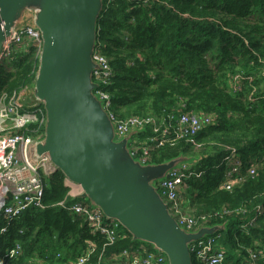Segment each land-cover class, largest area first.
<instances>
[{
  "label": "trees",
  "instance_id": "16d2710c",
  "mask_svg": "<svg viewBox=\"0 0 264 264\" xmlns=\"http://www.w3.org/2000/svg\"><path fill=\"white\" fill-rule=\"evenodd\" d=\"M101 1L95 45L112 71L105 87L110 112L119 119H166L179 113L211 117L193 137L150 151L143 166L193 159V175L182 188H189L188 206L198 224L222 228L226 263L237 264L256 252L258 264H264V0ZM20 47L8 67L0 65V97L35 80L37 46ZM150 136L145 129L129 143ZM231 156L243 165V182L220 190ZM42 181L43 209H27L9 224L0 218V229L6 227L0 256L15 244L22 249L12 264L33 256L52 263L56 254L62 262L73 260L88 243L94 251L87 264H97L137 243L126 232L108 244L83 217L59 206L70 204L60 171Z\"/></svg>",
  "mask_w": 264,
  "mask_h": 264
},
{
  "label": "water",
  "instance_id": "95a60500",
  "mask_svg": "<svg viewBox=\"0 0 264 264\" xmlns=\"http://www.w3.org/2000/svg\"><path fill=\"white\" fill-rule=\"evenodd\" d=\"M101 8V0H0V53L26 9L42 40L33 87L46 119L38 153H46L57 171L81 186L80 198L119 221L132 240L153 245L168 264H192L188 244L222 228L194 234L179 229L153 185L181 160L144 167L129 155V137L113 141L114 126L92 94L91 54Z\"/></svg>",
  "mask_w": 264,
  "mask_h": 264
},
{
  "label": "built area",
  "instance_id": "2783aa9c",
  "mask_svg": "<svg viewBox=\"0 0 264 264\" xmlns=\"http://www.w3.org/2000/svg\"><path fill=\"white\" fill-rule=\"evenodd\" d=\"M111 1L115 0H106L107 3ZM29 43L35 44L41 51L40 32L36 27H22L18 24L9 32L2 44L0 65H4L5 58L11 59L15 55L17 47ZM91 62L93 64L91 81L95 85L92 94L101 103L102 109L113 124L115 138L121 141L145 129L151 131V136L142 142L128 141V152L138 163L144 165L153 149L172 141L189 139L210 125V116L198 117L189 113L169 114L166 119L153 116H130L119 119L110 112V96L105 87L110 83L112 71L107 59L100 53L99 46H94ZM20 92L9 97L3 94L0 97V218L6 224L17 219L27 209L44 208L42 177L50 176L57 171L50 157L37 151L43 144L45 111L36 100L24 106L18 98ZM30 125H33V128H29ZM225 162L227 167L225 179L218 189L231 191L237 184L243 182V176L239 172L243 165L234 156ZM192 166V163H180L168 171L167 177L154 183L169 215L179 229L187 234L197 233L207 227L198 224L191 214L186 198H180L182 186L186 179L193 175ZM249 173L253 174V171ZM65 181L66 198L70 199V204L65 206L64 202H60L59 206L64 207L72 215L83 217L90 230L103 235L108 244L126 236V230L119 221L106 217L86 198H80L83 194L80 185L66 178ZM5 232L6 227L0 229V234ZM221 238L222 234L219 232L189 243L191 259L201 264H228L227 255L220 243ZM93 251L94 244L88 243L73 260L62 262L61 255L56 254V262L50 263L33 256L21 264H87ZM21 253V246L15 244L0 256V264H12L18 260ZM259 259V254L249 252L248 259L237 264H258ZM97 264H168V259L153 245L137 242L117 254L100 258Z\"/></svg>",
  "mask_w": 264,
  "mask_h": 264
},
{
  "label": "rangeland",
  "instance_id": "374dc122",
  "mask_svg": "<svg viewBox=\"0 0 264 264\" xmlns=\"http://www.w3.org/2000/svg\"><path fill=\"white\" fill-rule=\"evenodd\" d=\"M18 23L22 26V27H35V24H34V22H33V20H32V16H31V14H30V12L29 11H27L26 9L21 13V15H20V17H19V19H18ZM37 29V28H36ZM30 44H33V43H29V45ZM23 49H22V47H17L16 49H15V53H19V51H22ZM40 53V51L38 50V48H37V55ZM5 58V57H4ZM10 58L8 59V58H5L4 59V61H3V64L5 65V66H7L8 67V65H9V62H10ZM36 74H37V71H36ZM36 74H35V77H36ZM35 82V80L26 88V89H24V91L23 92H20L19 94H18V98H19V100H20V102L24 105V106H26V105H29V104H31L33 101H32V99H34V97H32L33 96V92H31L32 91V89H33V87H34V83ZM202 148L200 147V148H196L195 149V152L197 153V152H200V150H201ZM187 158H185V159H183V160H181L180 161V163H190L189 161L190 160H193V159H187ZM151 181H149L148 182V185L149 186H151ZM155 192V191H154ZM188 195H190V193H189V188H182L181 190H180V196L181 197H183V198H186V200L187 199H189V196ZM155 196H156V199H157V201L159 202V199H158V197H157V194H156V192H155ZM190 200V199H189ZM188 201V200H187ZM192 214V213H191Z\"/></svg>",
  "mask_w": 264,
  "mask_h": 264
},
{
  "label": "crops",
  "instance_id": "0c3cea01",
  "mask_svg": "<svg viewBox=\"0 0 264 264\" xmlns=\"http://www.w3.org/2000/svg\"><path fill=\"white\" fill-rule=\"evenodd\" d=\"M26 88H27V87H25L24 89H26ZM24 89H23V91H24ZM23 91H22V92H23ZM31 92H33V89H32ZM32 97H34V96H32ZM32 101H33V99H32ZM113 141H114V142H119V141L115 138L114 131H113ZM156 194H157V191H156ZM157 195H158V194H157ZM180 198H183V197L180 196Z\"/></svg>",
  "mask_w": 264,
  "mask_h": 264
},
{
  "label": "flooded vegetation",
  "instance_id": "af4514ba",
  "mask_svg": "<svg viewBox=\"0 0 264 264\" xmlns=\"http://www.w3.org/2000/svg\"><path fill=\"white\" fill-rule=\"evenodd\" d=\"M32 16V15H31ZM34 100V99H33ZM127 149H128V143H127ZM130 155V154H129ZM132 158V157H131ZM133 160H134V158H132ZM142 165V164H141ZM165 178V177H164ZM67 179V178H66ZM156 182V181H155ZM154 182V183H155ZM154 186V185H153ZM154 188H155V186H154ZM156 189V188H155ZM158 194V193H157Z\"/></svg>",
  "mask_w": 264,
  "mask_h": 264
}]
</instances>
